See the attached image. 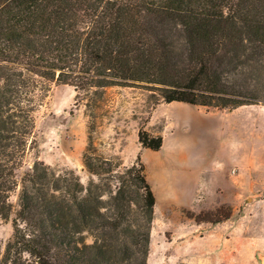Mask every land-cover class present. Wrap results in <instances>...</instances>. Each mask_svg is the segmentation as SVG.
Masks as SVG:
<instances>
[{"label": "trees", "instance_id": "trees-1", "mask_svg": "<svg viewBox=\"0 0 264 264\" xmlns=\"http://www.w3.org/2000/svg\"><path fill=\"white\" fill-rule=\"evenodd\" d=\"M52 82L88 109L113 86L216 109L264 103V0H0V218L18 189L0 264H148L156 197L139 158L126 166L97 153L89 131L86 183L42 160L17 178ZM138 141L163 144L146 130Z\"/></svg>", "mask_w": 264, "mask_h": 264}, {"label": "rangeland", "instance_id": "rangeland-1", "mask_svg": "<svg viewBox=\"0 0 264 264\" xmlns=\"http://www.w3.org/2000/svg\"><path fill=\"white\" fill-rule=\"evenodd\" d=\"M139 130L161 135V148L142 147ZM89 131L97 153L126 166L139 158L145 167L156 197L148 264H264V201L255 188L257 181L264 183L257 172L264 166V103L216 109L167 103L143 86H113L97 107L88 109L72 86L52 82L35 111L33 141L16 170L17 178L35 160H42L56 170L73 169L86 183L89 173L82 156ZM219 168L239 174L240 200L236 181L220 177ZM10 200L9 217L0 218L2 248L12 234L18 189ZM217 207L230 209L229 218L235 214L240 229L251 236L238 249L230 244L216 250L212 239H201L202 226L215 223L196 222L183 212ZM232 224L221 228L224 235L232 234Z\"/></svg>", "mask_w": 264, "mask_h": 264}, {"label": "crops", "instance_id": "crops-1", "mask_svg": "<svg viewBox=\"0 0 264 264\" xmlns=\"http://www.w3.org/2000/svg\"><path fill=\"white\" fill-rule=\"evenodd\" d=\"M262 156L264 157V150ZM218 170L220 171L218 172V175L223 179L225 180L232 179L233 181H236L233 184H234V188L237 190V198H238L237 200H240L242 198V194L240 193V184H238L240 180V177L238 176L239 174H234V175H231L230 173L227 174V171H222L221 168H219ZM249 171L251 172L250 174H254L252 170ZM257 172L262 176L263 178L262 181H264V166L262 168L260 167ZM256 183L257 184H255V188H259L261 190L260 191L261 197H259V199L261 201H264V192H263L264 183L260 181H257ZM256 195H260V194H256ZM230 221H233L232 229H231L232 234L227 236L222 233L221 228L224 227V225H227ZM200 225H207V224L202 223ZM202 227H204V230L201 233V239L204 241L212 239L214 242L213 246L216 250H225V247L229 248L230 244H232L233 249L234 248L238 249L246 239L251 238L250 235H245L243 231L240 229L238 222L235 220V214H233L231 218H228L222 222H218L215 224H210V226H202ZM235 238L237 239V241L231 243L232 239L235 240Z\"/></svg>", "mask_w": 264, "mask_h": 264}]
</instances>
